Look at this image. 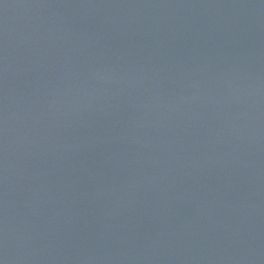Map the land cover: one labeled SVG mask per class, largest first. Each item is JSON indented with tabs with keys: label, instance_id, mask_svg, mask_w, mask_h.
I'll return each mask as SVG.
<instances>
[{
	"label": "water",
	"instance_id": "95a60500",
	"mask_svg": "<svg viewBox=\"0 0 264 264\" xmlns=\"http://www.w3.org/2000/svg\"><path fill=\"white\" fill-rule=\"evenodd\" d=\"M0 264H264V0H0Z\"/></svg>",
	"mask_w": 264,
	"mask_h": 264
}]
</instances>
